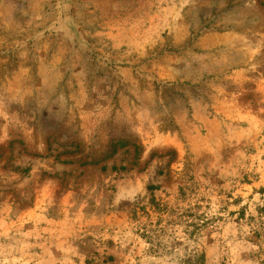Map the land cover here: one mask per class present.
Instances as JSON below:
<instances>
[{
    "label": "rangeland",
    "instance_id": "obj_1",
    "mask_svg": "<svg viewBox=\"0 0 264 264\" xmlns=\"http://www.w3.org/2000/svg\"><path fill=\"white\" fill-rule=\"evenodd\" d=\"M0 264H264V0H0Z\"/></svg>",
    "mask_w": 264,
    "mask_h": 264
}]
</instances>
